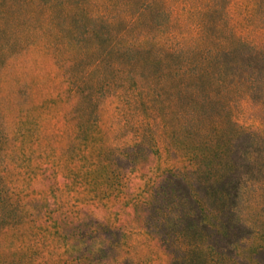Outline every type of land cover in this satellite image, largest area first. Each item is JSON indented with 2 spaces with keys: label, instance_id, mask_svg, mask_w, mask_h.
Returning <instances> with one entry per match:
<instances>
[{
  "label": "rangeland",
  "instance_id": "1",
  "mask_svg": "<svg viewBox=\"0 0 264 264\" xmlns=\"http://www.w3.org/2000/svg\"><path fill=\"white\" fill-rule=\"evenodd\" d=\"M230 14L264 44V0H234ZM52 50L38 38L0 57V264H177L166 234L191 260L264 264V110L234 94L230 110H119L117 95L73 110ZM79 112L90 115L83 127ZM231 134L236 186L223 170ZM198 164L216 182L197 187L204 206L189 203L178 238L170 209L151 215L154 188L170 170L190 181ZM176 184L168 204L189 194Z\"/></svg>",
  "mask_w": 264,
  "mask_h": 264
},
{
  "label": "trees",
  "instance_id": "2",
  "mask_svg": "<svg viewBox=\"0 0 264 264\" xmlns=\"http://www.w3.org/2000/svg\"><path fill=\"white\" fill-rule=\"evenodd\" d=\"M233 3L0 0V57H11L38 38L51 43L55 62L75 98L73 110H96L110 95L119 97V110H230L233 94L251 98L264 110V44L236 29L230 14ZM78 117L79 127L90 120L85 112H79ZM239 140L231 134L222 154L230 161L223 170L229 179H235L232 186L237 185L239 168L231 160L238 158ZM203 167L198 164L190 181L170 170L154 188L151 215L164 207L170 209L178 224V238H185L191 229L186 225L193 216L189 203L204 206L197 187L201 191L216 182L206 181ZM177 181L189 194H177L179 198L168 204L172 197L168 189H174ZM1 207H6L5 201ZM10 220L2 218L1 223ZM166 236L163 243L171 248L177 264L208 263L206 256L187 258L180 240Z\"/></svg>",
  "mask_w": 264,
  "mask_h": 264
}]
</instances>
